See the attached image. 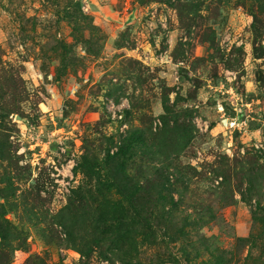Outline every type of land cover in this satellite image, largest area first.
<instances>
[{
  "label": "rangeland",
  "instance_id": "1",
  "mask_svg": "<svg viewBox=\"0 0 264 264\" xmlns=\"http://www.w3.org/2000/svg\"><path fill=\"white\" fill-rule=\"evenodd\" d=\"M0 213L4 264H264V0H0Z\"/></svg>",
  "mask_w": 264,
  "mask_h": 264
},
{
  "label": "trees",
  "instance_id": "2",
  "mask_svg": "<svg viewBox=\"0 0 264 264\" xmlns=\"http://www.w3.org/2000/svg\"><path fill=\"white\" fill-rule=\"evenodd\" d=\"M119 149H121V155H115L113 158H111L110 161H107L108 163V169L106 171V173L108 175H112V176H116L118 174H122L124 173V171L127 170V161L126 159H122L125 156V152L127 151V148H123V145L121 144V146L119 147ZM125 151V152H124ZM157 170V169H155ZM145 182H147V187L148 190L151 191H155L157 193V195L159 197H162L163 194L166 192H169L170 188L173 186V181L171 180L170 177L162 175L161 173L156 174V177H150L148 176L147 178H145ZM118 188V187H117ZM138 189V186L134 187V190ZM148 200H151V195L147 194ZM130 204H132L134 207H138L139 205H136L133 200L130 201ZM138 212H142V206L141 209H139ZM138 218H143V217H138ZM144 220V219H143ZM142 220V221H143ZM261 223L264 224V215L261 216L259 219ZM145 222H148V220L145 219ZM11 223L8 219L5 218L4 214L0 213V238H2V240L7 239L5 235V232L8 231L9 227H10ZM261 241H264V232L261 234V236H257L256 238L253 236L252 238H250L247 242H249L251 249L255 248V250H260V256L259 258H264V243L260 244ZM0 264H4V263H0ZM228 264V263H226Z\"/></svg>",
  "mask_w": 264,
  "mask_h": 264
}]
</instances>
